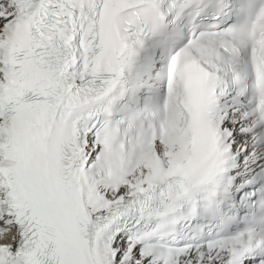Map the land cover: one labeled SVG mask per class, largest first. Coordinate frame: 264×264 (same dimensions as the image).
<instances>
[{
	"label": "snow or ice",
	"instance_id": "snow-or-ice-1",
	"mask_svg": "<svg viewBox=\"0 0 264 264\" xmlns=\"http://www.w3.org/2000/svg\"><path fill=\"white\" fill-rule=\"evenodd\" d=\"M0 264H264V0H0Z\"/></svg>",
	"mask_w": 264,
	"mask_h": 264
}]
</instances>
